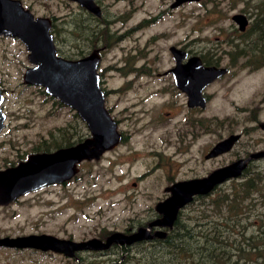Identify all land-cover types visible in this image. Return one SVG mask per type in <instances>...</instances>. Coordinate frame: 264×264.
Here are the masks:
<instances>
[{
    "label": "flooded vegetation",
    "instance_id": "flooded-vegetation-1",
    "mask_svg": "<svg viewBox=\"0 0 264 264\" xmlns=\"http://www.w3.org/2000/svg\"><path fill=\"white\" fill-rule=\"evenodd\" d=\"M20 1L25 7L23 0ZM93 1L99 7V14L88 10L77 1H72L76 4L77 8L73 13V28L71 34L73 36V49L75 52L73 59L83 58L93 52L97 53L100 57L97 72L104 94L105 108L117 123V129L121 136L119 143L104 152L101 157L106 153L114 152L120 148L121 153L119 152V155L125 164L132 163L134 160L141 158H156L153 165L149 166L144 173L137 177L139 181L149 177L157 169H170V171L174 172V175L169 174L165 179L167 181L164 188L166 191L165 196L155 202L149 218L140 226H145L151 220L160 216L155 211V205L170 195L168 188L176 182L207 177L214 170L228 166L241 159L246 160V166L241 174L238 177L229 178L221 184L216 185L211 192L219 191V188L224 189V186L228 183L231 190L235 186V181L243 179L246 173H254V162H258L264 159V157L250 158V156L255 152L264 151V146L257 148L253 146L251 139L244 142L243 138L248 137V135L256 131L259 127L264 130V123L254 118L256 114L255 108H264V0H246L245 4L247 7L239 8L238 10L235 7L230 9V19L232 21V16L240 13L247 17L248 24L245 30H240L238 24L233 21L229 26V31H225L223 29L224 25L219 23V44L216 46H206L199 50H192L190 42L182 45H168L166 48L170 53L171 64L161 71L158 69V71L154 70V63L160 56L149 57V54L155 48L157 39L152 44H149V41H147L143 45L139 41L135 45L124 46L123 42L127 41L136 32L150 26L161 16L169 14L187 4L201 3L203 0L184 2L176 7H172L175 0H171L170 2L162 0L165 5L164 8L159 9V12L152 18H142L136 23L130 22L135 18L138 7H142L141 0L136 4V0ZM119 3H123V7H118L117 5ZM235 3L234 1L232 5H235ZM219 4V0H215V10L219 16L218 21L222 22V16L225 12L229 11L231 4L227 5L228 9L219 7ZM49 18L52 21L50 32L53 36L56 53L65 58V56L60 54V48L55 43V41H59L57 26L54 23L55 17ZM116 46L121 47L122 55L116 57L113 62L112 58L108 57L111 61L103 65L106 54ZM171 47L178 48L186 53L185 56H180V63L182 65H186L194 56H198L203 66L226 68V72L202 88H200L202 81L195 78L194 81H187L194 87L191 86L187 89H181L177 85L173 72V69L177 66V59L172 53ZM119 63L121 65H118ZM111 71L118 72L122 79L121 84L117 87L109 86L105 78V75ZM187 74L189 76L192 75L191 77L195 76L194 72H187ZM241 77H247L249 81H253V83L251 82L253 84V93L250 103L247 107L243 106L242 108L244 111L249 112V122H256V124L250 127L244 126V129L238 130V120L232 118L220 119L217 116L208 117L206 112L218 96L231 104L232 108L236 107L238 109L240 107L238 102L233 98H229L233 95L232 93L234 91H238L237 88H239ZM22 83L31 86V84L24 82L23 76ZM0 89L4 90L1 104V109L4 112L2 107L5 96L11 89L1 81ZM257 96L259 97L257 98ZM122 103H125L124 106L120 110H117L118 106ZM161 108H165L164 113H162ZM4 114L5 123L7 115L5 112ZM76 116L81 120L77 113ZM81 121L86 125L83 120ZM158 130H160L159 135L154 137V133ZM236 134L239 137L228 150L212 157L207 156L218 142ZM136 135L139 136L138 140L134 139ZM209 135H216V139L212 143H208L207 141ZM89 137H91L90 131L87 136L82 137L81 135H76V138L74 135H71L58 139L51 134L48 138H40L37 141L38 144L36 143L37 145L35 144V146L30 147H22V144L31 145V141L2 140L0 141V149L4 150L5 144L7 143L12 144V148L17 151V156L14 161L5 160L3 164H0V171L17 166L21 162L26 161L32 154L49 153L60 148L71 147ZM99 159L83 160L78 163V172L82 163L98 161ZM208 162H212V165H209ZM183 167L187 169L184 177L177 178L176 175ZM78 172L71 179L75 178ZM71 179L62 183L46 184L40 188L28 191L6 204H0V207H8L19 201H24L27 199V196L36 195L46 190L50 191L52 187L59 186L62 189H67ZM132 185H137V182H133ZM62 189L58 191V196H62ZM200 196L205 195H194L193 200L185 207L193 205L199 200ZM32 200L34 201L35 199ZM137 228L130 226L119 232L130 234L136 231ZM157 229L159 228L153 227L150 232L153 234ZM113 232L115 231L102 229L98 235L83 238L78 241L72 236L63 237L46 232L4 235L48 234L81 242L92 238L106 241ZM164 237L160 238L152 235V238L147 240H141L131 244L112 243L109 247L102 249H75L70 255L49 249H10L60 254L65 256L70 263L72 261L73 264H153L147 261L157 259L170 260V258L166 257L156 258L149 256L151 254L158 255L170 251L167 248L152 247L156 241ZM139 243H143L145 246L138 247L137 245Z\"/></svg>",
    "mask_w": 264,
    "mask_h": 264
},
{
    "label": "rangeland",
    "instance_id": "rangeland-1",
    "mask_svg": "<svg viewBox=\"0 0 264 264\" xmlns=\"http://www.w3.org/2000/svg\"><path fill=\"white\" fill-rule=\"evenodd\" d=\"M141 1L142 7H138L135 18L130 23H136L146 17L152 18L159 9L165 7L162 0ZM170 1L166 0V2ZM234 1L236 3L232 5ZM138 2L140 1L136 0L135 4ZM245 2L246 0H219V7L228 9L227 5L231 4L229 11L222 16V22L218 21L215 0L187 4L161 16L150 26L133 34L123 44L130 46L139 41L141 45L147 41L152 44L157 39L149 57L160 56L154 63L156 68L153 67L155 71H161L171 64L170 53L166 48L168 45H182L190 42L192 50L218 45L219 23L224 25L225 31H229V26L233 23L230 19V9L235 7L238 10L247 7ZM23 3L35 16L55 17L54 23L57 26L59 38V41L55 43L60 48V54L65 57L73 56L75 52L71 31L76 4L69 0H23ZM117 6L123 7V3ZM121 55V47H114L106 54L103 65L111 61L108 57L112 58L113 62ZM27 56L28 51L19 39L0 36V81L11 89L6 94L2 107L7 118L5 127L0 132V141L11 139L21 142L31 141V145L22 144V147H30L35 146L40 138H48L51 134L58 139L71 135L75 138L76 135L87 136L89 131L86 125L76 116L73 109L58 104L57 99L45 93L43 87L27 86L22 83L26 68L31 66ZM105 78L111 87H117L122 82L120 74L115 71L108 72ZM251 82L253 83L247 77H241L238 91H234L229 98L238 102L240 106L238 109L232 108L231 104L218 96L206 112L207 116L236 119L239 122L238 130L244 129V126L250 127L256 124V122H249L250 114L242 108L247 107L252 98L253 84ZM155 100L158 101L156 98ZM124 104H120L117 110H120ZM161 111L164 113L165 108H161ZM255 111V120L264 123V108H255ZM159 131L154 133V137L159 135ZM138 138V135L134 137L135 140ZM215 139L216 135L207 137L208 143H212ZM249 139L252 140L253 146L263 147L264 130L259 127L248 137H244L243 141L246 142ZM119 152L121 153L120 148L106 153L98 161L82 163L78 174L68 183L67 189L59 186L52 187L51 192L46 190L36 195H29L26 200L8 207H0V237L18 236L4 234L46 232L63 237L72 236L78 241L98 235L102 229L123 231L130 226L137 228L142 225L149 218L155 202L165 196L164 188L167 184L165 179L169 174L174 175V172L170 169H157L152 175L139 181L137 177L152 166L156 158H141L125 164ZM16 156L17 151L12 148V144L7 143L4 150L0 149V164H3L5 160L14 161ZM254 163L255 171H262L264 174V159ZM208 164L212 165V162ZM186 170V167H183L176 177H184ZM239 181H235L234 184ZM133 182H137V185L133 186ZM228 185L229 183L224 186V189L219 188V191H230L231 187ZM60 189L63 190L62 196L57 195ZM207 200L209 201L208 197L203 203ZM203 203L198 200L193 205L185 207L184 216L198 214L196 209L206 207ZM263 206L264 203H258L255 210H263ZM255 210L249 212L251 215L248 220H253ZM253 230L254 228L250 226L247 233ZM260 261L249 264H264ZM0 264L73 263L60 254L0 247Z\"/></svg>",
    "mask_w": 264,
    "mask_h": 264
},
{
    "label": "water",
    "instance_id": "water-1",
    "mask_svg": "<svg viewBox=\"0 0 264 264\" xmlns=\"http://www.w3.org/2000/svg\"><path fill=\"white\" fill-rule=\"evenodd\" d=\"M69 1H77L88 10L100 13L93 0ZM188 1L198 0H175L172 7ZM232 19L240 30H245L248 19L244 14H234ZM51 24V18L35 16L20 0H0V35L19 39L28 51L31 66L24 72V82L43 87L49 96L73 109L86 123L91 137L71 147L32 154L17 166L0 171V204H6L17 196L46 184L71 179L78 172V163L99 159L104 152L115 147L121 138L117 123L105 108L97 72L99 55L93 52L80 59H67L57 55L50 32ZM171 51L177 59L173 72L181 89L194 87L187 81H194L195 78L202 81V88L226 72V68L203 66L198 56L182 65L180 56H185L186 53L174 47H171ZM187 72H194L195 76L191 77ZM3 92L0 89V131L5 125V114L1 109ZM238 137L236 134L218 142L207 156L212 157L228 150ZM261 157H264V151L250 156ZM245 166L246 160L241 159L214 170L207 177L174 183L168 188L170 195L155 205V211L160 216L130 234L115 231L106 241L92 238L81 242L48 234L3 236L0 237V247L49 249L70 255L75 249H102L112 243L131 244L150 239L152 235L162 238L166 235L165 228L173 227L180 211L193 200L194 195L209 194L216 185L238 177ZM153 227L159 229L152 234L150 230Z\"/></svg>",
    "mask_w": 264,
    "mask_h": 264
},
{
    "label": "trees",
    "instance_id": "trees-1",
    "mask_svg": "<svg viewBox=\"0 0 264 264\" xmlns=\"http://www.w3.org/2000/svg\"><path fill=\"white\" fill-rule=\"evenodd\" d=\"M73 59V56L65 57ZM56 102L62 105L56 100ZM209 201L198 214L184 216L180 211L172 228L152 247L170 249L168 253L150 257L166 259L148 260L153 264H249L264 263V174L254 171L245 174L230 191H214L199 200ZM203 203V204H204ZM185 208V207H184ZM183 208V209H184ZM255 210L253 220L249 212ZM248 212V214H246ZM252 226L253 232L247 233ZM138 247H144L139 243Z\"/></svg>",
    "mask_w": 264,
    "mask_h": 264
},
{
    "label": "bare ground",
    "instance_id": "bare-ground-1",
    "mask_svg": "<svg viewBox=\"0 0 264 264\" xmlns=\"http://www.w3.org/2000/svg\"><path fill=\"white\" fill-rule=\"evenodd\" d=\"M241 32V31H240Z\"/></svg>",
    "mask_w": 264,
    "mask_h": 264
}]
</instances>
